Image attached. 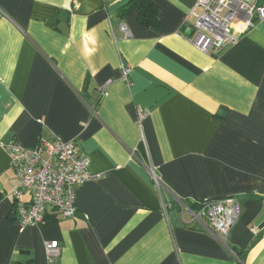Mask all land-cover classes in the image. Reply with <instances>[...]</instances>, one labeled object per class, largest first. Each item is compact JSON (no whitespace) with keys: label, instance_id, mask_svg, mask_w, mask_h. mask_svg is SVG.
<instances>
[{"label":"crops","instance_id":"0c3cea01","mask_svg":"<svg viewBox=\"0 0 264 264\" xmlns=\"http://www.w3.org/2000/svg\"><path fill=\"white\" fill-rule=\"evenodd\" d=\"M128 1L0 0V264H264V19L206 53L187 38L196 0H151L157 29ZM42 137L75 141L99 176L72 216L22 226L1 145ZM226 196L241 208L229 247L170 202Z\"/></svg>","mask_w":264,"mask_h":264},{"label":"built area","instance_id":"2783aa9c","mask_svg":"<svg viewBox=\"0 0 264 264\" xmlns=\"http://www.w3.org/2000/svg\"><path fill=\"white\" fill-rule=\"evenodd\" d=\"M196 5L198 10L190 12L194 20L187 38L206 53H216L224 46L235 43L257 19H264V2L196 0ZM119 29L125 36L129 35L125 24L120 23ZM121 68V77L129 85L130 67L122 65ZM101 90L104 91L105 87ZM147 112L148 109L138 112V124ZM1 146L9 152L10 166L17 180L11 192L12 212L22 226L38 224L47 207L54 208L61 216H72L76 212L75 192L78 185L99 176L90 172L87 155L73 140L42 137L34 148L25 147L16 140ZM145 167L155 185L163 187L154 168L150 165ZM25 192L29 194L28 200L21 198ZM175 202L182 222L199 223L221 244L228 246L231 229L241 214L235 197L205 198L196 200L193 206L180 197H175ZM44 250L48 261H54L58 255V241H45Z\"/></svg>","mask_w":264,"mask_h":264},{"label":"trees","instance_id":"16d2710c","mask_svg":"<svg viewBox=\"0 0 264 264\" xmlns=\"http://www.w3.org/2000/svg\"><path fill=\"white\" fill-rule=\"evenodd\" d=\"M130 7H136L138 14L137 19L138 21L151 28V29H157L159 26V20H158V7L155 5L151 0H129L127 3L122 5L119 8V12L123 13ZM182 200L190 204L191 206L196 204V200L193 199H185L182 198ZM171 203H174L175 200H171ZM176 203V202H175ZM23 264H30L28 261L27 263Z\"/></svg>","mask_w":264,"mask_h":264}]
</instances>
